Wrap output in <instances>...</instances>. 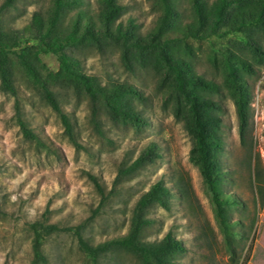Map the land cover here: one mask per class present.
I'll return each instance as SVG.
<instances>
[{
	"label": "rangeland",
	"instance_id": "obj_1",
	"mask_svg": "<svg viewBox=\"0 0 264 264\" xmlns=\"http://www.w3.org/2000/svg\"><path fill=\"white\" fill-rule=\"evenodd\" d=\"M52 1L15 0L0 13L1 29L12 43L9 68L17 89L16 96L0 89V264H32L30 224L34 221L69 229L81 226L83 237L94 246L126 235L138 199L160 179L175 194L172 207L150 205L145 215L152 223L144 227L142 240L157 243L171 234L185 251L165 250L160 262L151 259L148 264H264V26L225 36L210 34L214 46L206 38H188L167 47L168 53L193 69L186 73L194 78L188 88L201 101L200 107L220 119L211 127L216 142L212 148L214 152L222 149L223 190L239 201L228 210L239 231L231 252L200 166L192 159L194 138L184 127L185 120L191 119L190 104L178 92L174 72L157 49L131 44L136 40L147 43L153 37L162 13L156 1L119 0L127 6L116 21L126 27V43L104 35L98 41L87 38L68 50L80 61L83 72L107 90L115 85L132 87L133 93L123 99L124 113L119 114L108 106L109 93H98L92 100L81 85L56 79L61 71L58 57L39 51L34 14L41 13L47 21ZM213 1L176 0V24L183 28L199 17L207 28L212 23ZM257 3L233 4L221 26ZM80 9L97 19L99 2L83 0L80 6L65 9L52 36L64 31ZM110 29L108 24L100 32ZM20 55L57 92L81 147L68 138L59 115L26 73ZM232 79L241 80L249 93L243 139ZM16 102L23 120L47 147L24 137ZM150 142L158 144L161 158L132 174L119 175ZM88 173L100 179L105 198ZM43 249L47 262L36 264H93L73 230L47 236ZM99 264H142V260L132 251L115 248L101 256Z\"/></svg>",
	"mask_w": 264,
	"mask_h": 264
},
{
	"label": "trees",
	"instance_id": "obj_2",
	"mask_svg": "<svg viewBox=\"0 0 264 264\" xmlns=\"http://www.w3.org/2000/svg\"><path fill=\"white\" fill-rule=\"evenodd\" d=\"M14 1L15 0H4L0 5V13L13 6ZM154 1H156V5L162 10V13L159 16L153 37L147 43L136 40L131 44L140 49H157L161 59L164 60L168 67L174 72L178 92L181 93L190 104L191 119L185 120L184 127L194 138L192 159L200 166L205 190L213 205L215 217L224 235L227 248L233 252L232 242L235 236L239 234V231L233 226L236 222L230 220L228 210L230 207L238 205L239 201L233 194L223 190L224 174L220 157V150L222 149L214 152L212 148L216 142L212 139L211 127L217 126L220 119L218 116L200 107L201 101L197 95L188 88V85L193 83L194 78L193 76L188 78L186 73L193 69H191L189 64L182 58L168 53L167 47L185 42L188 38H206L209 39L211 45L214 46V42L209 37L210 34L225 36L230 33L235 34L241 29H254L264 26V0H258L257 6L250 8L248 11L245 10L235 13L224 26L221 25L224 24L226 20V10L233 4H237L243 0H214L210 7L212 23L207 25V28H204L206 25L202 18L199 17L191 23H188L186 27L180 28L176 24L179 17L176 0ZM82 2L83 0H53L47 21H45L41 13L36 12L34 14V27L38 35L39 51L45 54L53 53L58 57L61 71L57 74L56 79H68L81 85L89 93L92 100L97 97L98 93H109L110 97L107 98V100L110 110L115 114L124 113V108L122 106L123 99L127 95L133 93L132 87L115 85L112 90H107L99 83L97 78L83 72L80 61L70 54L68 50L77 47L87 38L98 41L104 35L115 37L118 40H122L123 43H126L128 37L126 27H124L123 24H117L116 21L125 13L127 6L122 4L119 0H98L99 11L97 19L94 18L93 15L80 9L74 16L71 24L64 31L52 36L56 25L64 16L65 9L80 6ZM195 10L199 12L200 4L196 5ZM108 24L111 29L101 33L102 27ZM96 27H98V31H96ZM11 51L12 43L1 29L0 23V89L16 96L17 89L12 81L9 68ZM19 57L32 83L40 91L51 108L59 115L70 141L76 147H81L75 137L71 119L63 110L55 89L39 77L36 70L26 60L25 55H20ZM231 82L234 84V99L238 112L239 132L243 139L248 125V103L245 99L248 98L249 93L248 90H243L244 86L240 85V82H242L241 80L232 79ZM16 111L18 123L24 137L34 140L39 146L47 147L46 142L41 136L23 120L17 102ZM219 145L221 146V143ZM159 158H161V152L158 144L156 142H150L129 166L120 169L119 175L125 176L132 174L143 168L146 164L155 162ZM88 177L94 183L101 196L105 198V189L100 179L91 173H88ZM174 195L173 190L164 180L160 179L156 181L151 185L149 190L145 191L138 199L133 212L129 232L126 235L108 239L96 246L91 245L83 237L81 226L69 229L61 228L56 224H48L43 221H34L30 224V228L33 232L32 264L47 262L43 249L45 239L52 233L62 230H73L78 238L80 248L91 259L93 264H99L100 257L115 248H125L126 250L136 253L141 258L142 264H148L151 259L160 262V254L168 249L184 252L185 247L183 244L173 238L171 234H168L161 242L157 243L145 242L142 240L144 227L152 223V219L145 215V211L154 203L167 210L171 209ZM259 252L260 251H257V253ZM255 258L256 255H254L253 259Z\"/></svg>",
	"mask_w": 264,
	"mask_h": 264
}]
</instances>
